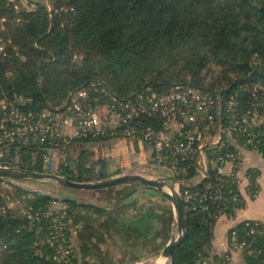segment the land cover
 <instances>
[{
  "label": "trees",
  "instance_id": "16d2710c",
  "mask_svg": "<svg viewBox=\"0 0 264 264\" xmlns=\"http://www.w3.org/2000/svg\"><path fill=\"white\" fill-rule=\"evenodd\" d=\"M32 1L34 7H22L15 22L14 4L0 0V20L5 18L0 24V86L29 99L32 110L60 107L71 91L92 81L122 99L147 90L167 93L182 83L216 92L224 100L234 96L246 108L264 97L258 89L264 87V0ZM75 53L83 55L79 62L72 59ZM98 97L99 104L106 100ZM109 139L72 140L64 147L58 174L80 182L114 174L86 148ZM72 147L78 148L76 156ZM43 155L36 148L12 150L0 164L43 172ZM246 173L253 183L257 173L251 168ZM4 182L0 179V264H61L46 242L48 220L28 217L49 209L56 199L19 185L10 190ZM203 183L190 189L201 193ZM114 188L98 189L102 196L110 195L104 210L88 201H61L79 225L74 242L78 255L74 251L69 264L135 263L158 255L170 239L175 221L164 197L143 186L161 204H150L148 198L138 202L131 198L134 192L117 197ZM184 206L186 237L173 250L174 264H203L211 254L217 218L233 216L243 202L236 208L210 200ZM256 223L239 221L226 235L229 245L232 232L237 242H245V264H264V224ZM212 258L210 264H223Z\"/></svg>",
  "mask_w": 264,
  "mask_h": 264
},
{
  "label": "built area",
  "instance_id": "2783aa9c",
  "mask_svg": "<svg viewBox=\"0 0 264 264\" xmlns=\"http://www.w3.org/2000/svg\"><path fill=\"white\" fill-rule=\"evenodd\" d=\"M258 89L264 91L262 86ZM98 94L106 98L104 103L99 104ZM29 104L15 90L0 87V159L12 150L36 148L44 152L43 162L49 164L74 139L123 138L150 148L146 168L153 170L154 179L174 178V189L183 204L210 200L223 205L231 202L236 208L258 194L256 179L251 183L247 170L243 171V153L251 152L264 161L263 96L246 108L234 96L224 100L216 92L182 83L167 93L147 90L122 99L92 81L71 91L60 107L32 110ZM182 176L187 178L180 180ZM211 178L215 183L206 184ZM201 183V193L190 189ZM28 217L48 220L46 242L54 249V260L69 264L79 225L66 206ZM226 244L224 250L211 251L203 264L212 263L213 256L231 264L230 252L241 254L247 248L244 241H236L234 232L230 245L227 238Z\"/></svg>",
  "mask_w": 264,
  "mask_h": 264
},
{
  "label": "crops",
  "instance_id": "0c3cea01",
  "mask_svg": "<svg viewBox=\"0 0 264 264\" xmlns=\"http://www.w3.org/2000/svg\"><path fill=\"white\" fill-rule=\"evenodd\" d=\"M86 148L92 153L100 150V159L104 160L105 168L112 175L123 173H138L136 168H146L150 159V148L140 142L128 139H109L102 142L87 144ZM245 160L243 171L251 168L257 173L256 182L258 195L253 199H246L242 208L235 211L231 217L221 215L217 218L213 227L211 251L226 249V235L228 230L239 221L248 220L264 224V161L244 152ZM117 173V174H115ZM110 175V176H112ZM248 201V204H247ZM231 264H245L239 251L232 250Z\"/></svg>",
  "mask_w": 264,
  "mask_h": 264
},
{
  "label": "rangeland",
  "instance_id": "374dc122",
  "mask_svg": "<svg viewBox=\"0 0 264 264\" xmlns=\"http://www.w3.org/2000/svg\"><path fill=\"white\" fill-rule=\"evenodd\" d=\"M8 1L10 3H13L14 6H16V8L13 7L14 13H11V15H13V21H15V22L19 21L17 15H18L19 10L22 7L23 8H24V6L28 7V8L34 7V4H33L34 2L32 0H8ZM4 22H5V18L0 20V24H2ZM3 48H4V42H2V38H0V52L3 51ZM82 56L83 55L81 53H75L72 59L75 62H79L81 60ZM210 75H211V73L210 74L208 73V77ZM70 150H71V148H70ZM72 150L75 151L74 154L76 156L78 153L77 152L78 148L72 147ZM245 152H247L251 155V152H248V151H245ZM74 154H73V156H74ZM99 154H100L99 149L97 150V152L92 153L93 159H100ZM70 155H72V154H70ZM243 155L245 156L244 153H243ZM253 155L256 156L255 154H253ZM18 157L19 156L16 155L15 159H18ZM64 157H66L65 153H58L57 155L54 156V158H52V160L49 162V164H46L43 162V169H44L43 172L44 173L58 174L57 173V167L63 161ZM244 160H245V158H244ZM146 163H147V165H150V160ZM132 172H134V171H131L130 173H132ZM136 172H138V174H141L142 176L148 177V178H153L155 176V173L153 172V170H150L149 168H143V167H140L138 169L136 168ZM14 185H19V186H21L27 190L38 191L40 193L47 194V195L54 197L56 199V201L53 202L52 205L50 206V208L52 210L59 209L61 207V205H63L61 203V201L63 199H75L78 202L88 201L91 204H94L96 206L101 207V206L106 205V200L108 197H110V195H108L109 193H106V194L104 193L102 196V194H100V192H98V190H73V189L65 188V187L58 185L55 181H52V180H43V181H37L36 182V181H32V180L23 179V180H12V182H9V183H7V181H5L2 184V186L6 187L10 190H13L12 186H14ZM114 189L118 193L117 197H119V195H121L123 192L130 190L131 192H134V194L131 195V198L134 201L142 202L146 198H148L146 200L149 201L150 204H161V202L158 201L156 196L149 195L148 192L146 190H144L143 186L139 185L138 183H132V184H128V185H117V186H115ZM165 203L170 204L169 202H165ZM247 204H248V201H247ZM178 234H179V231L177 230V228L175 226L173 228L171 235L176 237ZM76 245H77V243H74L75 256L78 255V250H77ZM114 248L111 247L109 250L112 254L116 255V254H118L117 248H115V249ZM129 264H169V260L160 257V255L158 254V255L147 256L141 261H138L135 263H129Z\"/></svg>",
  "mask_w": 264,
  "mask_h": 264
},
{
  "label": "water",
  "instance_id": "95a60500",
  "mask_svg": "<svg viewBox=\"0 0 264 264\" xmlns=\"http://www.w3.org/2000/svg\"><path fill=\"white\" fill-rule=\"evenodd\" d=\"M0 179H27L36 182L43 180H52L62 187L73 190H98L108 187H115L117 185L138 183L157 191L162 197H164L170 203L174 214L175 226L179 231V234L176 237L171 235L168 242L160 250V257L168 259L169 264H174L173 250L186 237V230L184 229V219L186 215L185 207L182 199L174 189L176 180L172 177L167 179H153L144 177L138 173H123L120 175L107 176L103 179H97L90 182H80L67 179L55 173L35 172L25 169H19L16 167L3 166L0 164ZM165 188H167V190H165ZM91 206L95 209L104 210V208L96 206L94 204H91Z\"/></svg>",
  "mask_w": 264,
  "mask_h": 264
},
{
  "label": "bare ground",
  "instance_id": "6f19581e",
  "mask_svg": "<svg viewBox=\"0 0 264 264\" xmlns=\"http://www.w3.org/2000/svg\"><path fill=\"white\" fill-rule=\"evenodd\" d=\"M165 190H167V188H165Z\"/></svg>",
  "mask_w": 264,
  "mask_h": 264
}]
</instances>
